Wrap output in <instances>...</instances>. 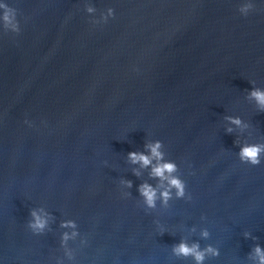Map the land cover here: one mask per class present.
Masks as SVG:
<instances>
[{"label": "water", "instance_id": "95a60500", "mask_svg": "<svg viewBox=\"0 0 264 264\" xmlns=\"http://www.w3.org/2000/svg\"><path fill=\"white\" fill-rule=\"evenodd\" d=\"M9 2L22 31L0 29V264H196L181 240L218 250L203 264H256L264 153L239 151L264 145L248 94L264 88V0L247 16L245 0ZM86 3L116 15L93 26ZM156 140L185 194L149 207L139 186L161 182L128 153ZM65 220L78 235L62 243Z\"/></svg>", "mask_w": 264, "mask_h": 264}, {"label": "clouds", "instance_id": "9594fccd", "mask_svg": "<svg viewBox=\"0 0 264 264\" xmlns=\"http://www.w3.org/2000/svg\"><path fill=\"white\" fill-rule=\"evenodd\" d=\"M253 8V0H245V2L241 4L239 11L242 15L247 16ZM85 10L89 14L88 19L93 26L107 23L110 18L116 15L115 9L112 6L97 13V9L92 4L86 3ZM20 16L21 14L18 9L11 4L9 0H0V29L13 35L20 34L22 31L21 18H18ZM23 19L26 20L27 17L25 16ZM248 94L249 97L256 102L257 106L261 110H264V88L253 87L249 90ZM227 119L236 125L242 123L239 117H228ZM228 131H232V129L229 128ZM144 147L147 151H130L128 153V158L131 163L139 164L141 168L150 167V175L159 178L163 189L158 193L156 187L146 182L139 186L138 190L144 197L147 206L155 207L157 198H160L161 201L166 204L172 196V189H175V195L177 197L184 196V181L179 176L174 175L177 169L175 162L164 159V153L161 151L162 142L159 140L148 142ZM262 153H264V145L244 144L240 147L239 156L242 161L257 164L260 162ZM134 171L139 175L138 170ZM164 182H166V186H164ZM128 183L130 185L131 182ZM31 216L32 220L29 221V227L36 232L43 231L48 223V214L44 209H32ZM61 227L73 229L71 232H64L62 234V243L78 235L76 231V222L74 220L62 221ZM201 235L207 237V230H203ZM245 235L248 234L246 233ZM172 250L178 256H192L196 264H203L207 253L213 255L218 254V250L214 249L211 245L205 249H200L198 243L188 244L184 240L174 245ZM253 253L256 264H264V248L257 244L253 249Z\"/></svg>", "mask_w": 264, "mask_h": 264}]
</instances>
